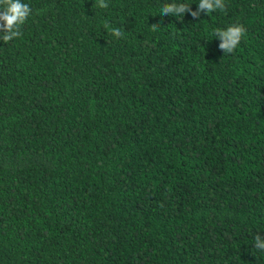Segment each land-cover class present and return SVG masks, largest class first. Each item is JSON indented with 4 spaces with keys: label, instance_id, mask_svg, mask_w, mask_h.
I'll return each mask as SVG.
<instances>
[{
    "label": "trees",
    "instance_id": "16d2710c",
    "mask_svg": "<svg viewBox=\"0 0 264 264\" xmlns=\"http://www.w3.org/2000/svg\"><path fill=\"white\" fill-rule=\"evenodd\" d=\"M22 2L0 40V264H264V0L183 20Z\"/></svg>",
    "mask_w": 264,
    "mask_h": 264
},
{
    "label": "clouds",
    "instance_id": "9594fccd",
    "mask_svg": "<svg viewBox=\"0 0 264 264\" xmlns=\"http://www.w3.org/2000/svg\"><path fill=\"white\" fill-rule=\"evenodd\" d=\"M95 6L99 8H108L105 0H96ZM226 8L225 0H199L198 8L192 10L191 5L186 3H177L175 0L164 4L161 9L160 15L162 17L173 15L178 19L183 20L186 13L196 19L203 13L210 15L211 13L219 10L224 11ZM32 15V9L29 4L22 2V0H0V40L5 44L18 38L22 35V26L26 23L28 18ZM160 23L151 25L153 31L157 30ZM105 28L109 25L105 23ZM112 34L117 38L122 37L123 33L119 28L111 29ZM247 29L243 24H234L228 26L226 29L217 28L213 31V35L219 39V49L224 55L232 54L245 37ZM254 249L259 252H264V237L256 234L254 236ZM255 254V253H253Z\"/></svg>",
    "mask_w": 264,
    "mask_h": 264
}]
</instances>
